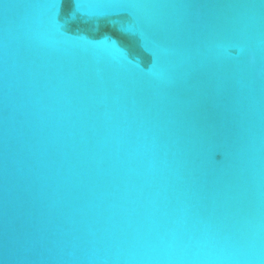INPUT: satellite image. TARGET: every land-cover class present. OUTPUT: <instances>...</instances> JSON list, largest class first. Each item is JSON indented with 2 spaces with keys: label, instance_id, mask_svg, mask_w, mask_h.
<instances>
[{
  "label": "water",
  "instance_id": "water-1",
  "mask_svg": "<svg viewBox=\"0 0 264 264\" xmlns=\"http://www.w3.org/2000/svg\"><path fill=\"white\" fill-rule=\"evenodd\" d=\"M55 4L0 0V264H264V0Z\"/></svg>",
  "mask_w": 264,
  "mask_h": 264
},
{
  "label": "snow or ice",
  "instance_id": "snow-or-ice-1",
  "mask_svg": "<svg viewBox=\"0 0 264 264\" xmlns=\"http://www.w3.org/2000/svg\"><path fill=\"white\" fill-rule=\"evenodd\" d=\"M56 8H58V14L59 16L60 12H63L65 16L71 20L73 18V13L76 12V8L78 6V0H56V4L54 5ZM79 13H76L75 16H78ZM55 26L59 29L62 26L59 24H55ZM111 40L115 41L116 44L119 46L120 41V34L118 32H114L111 36H108ZM120 47V46H119Z\"/></svg>",
  "mask_w": 264,
  "mask_h": 264
}]
</instances>
